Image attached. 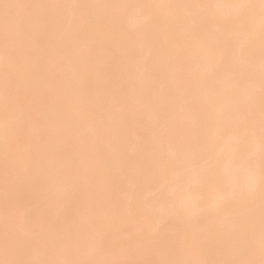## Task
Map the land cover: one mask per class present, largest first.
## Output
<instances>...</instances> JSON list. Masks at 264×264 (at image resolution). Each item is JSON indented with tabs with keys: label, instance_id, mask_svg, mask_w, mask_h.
<instances>
[{
	"label": "snow or ice",
	"instance_id": "snow-or-ice-1",
	"mask_svg": "<svg viewBox=\"0 0 264 264\" xmlns=\"http://www.w3.org/2000/svg\"><path fill=\"white\" fill-rule=\"evenodd\" d=\"M0 264H264V0H0Z\"/></svg>",
	"mask_w": 264,
	"mask_h": 264
}]
</instances>
